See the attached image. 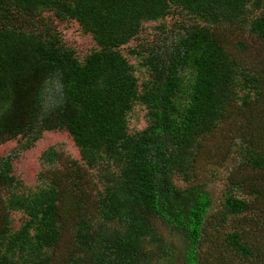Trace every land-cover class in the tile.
<instances>
[{"label": "trees", "instance_id": "1", "mask_svg": "<svg viewBox=\"0 0 264 264\" xmlns=\"http://www.w3.org/2000/svg\"><path fill=\"white\" fill-rule=\"evenodd\" d=\"M44 11L97 47L81 58ZM137 105L147 124L131 132ZM57 129L81 159L27 187L12 160ZM18 137L0 157V264H264V0H0V144ZM12 211L28 216L17 230ZM164 227L185 238L183 263Z\"/></svg>", "mask_w": 264, "mask_h": 264}, {"label": "rangeland", "instance_id": "2", "mask_svg": "<svg viewBox=\"0 0 264 264\" xmlns=\"http://www.w3.org/2000/svg\"><path fill=\"white\" fill-rule=\"evenodd\" d=\"M43 14L46 17H49L54 20L56 28L61 33L64 42L73 48L77 54L83 58L85 55L90 53L92 49L97 47V44L93 37L90 34L84 33L81 29L79 23L75 20H65L61 21L55 18L54 12L44 11ZM180 16V15H179ZM177 14H169L167 17L158 20H148L144 21L142 30L139 33L137 38H134L130 42V46H135L139 41H152L155 36H157L162 29L160 26L165 24V27H170L174 24ZM166 27V28H167ZM249 47L248 49H253V46L257 45L253 43L254 41L247 40ZM252 51V50H251ZM124 53L137 67V73L140 76L145 78L148 74L145 71V68L140 65L141 59L135 55L130 54L127 50ZM145 110L140 105H137L132 113L129 115V125L131 132L140 130L144 128L147 124L144 117ZM21 137L10 139L5 143L0 144V157L11 153L19 144ZM54 147L60 153L59 160L53 163H49L43 160L42 152L50 147ZM61 151V152H60ZM67 154H70L73 158L81 159L79 148L76 146L72 136L66 129H57V130H48L45 131L42 137L35 142V144L25 150H21L17 157H14L12 160L13 169L12 173L19 179H23L27 187L36 188L37 185H40L42 181L40 180L39 173L42 171L48 170L52 167H59L60 162L65 159ZM236 159H229V167L232 168L236 165ZM214 164H208L205 166L204 170L200 174L199 171L196 174L202 175L203 172L213 170ZM96 172V170H92ZM216 171V170H215ZM220 175L215 181L209 182L207 185V190L211 192L213 197V204L215 208L219 206L222 200V190L225 184V176L227 174V167L223 166L219 169ZM214 177V176H213ZM212 177V179H213ZM175 180L179 186L185 187L188 184L192 183L193 180H188L184 175H176ZM22 188V187H21ZM25 189V188H23ZM13 217V229L17 230L28 218V216L23 211H12ZM164 233L169 237L171 244L175 251L174 258L177 262L183 263V251L187 247V242L183 236L179 233H172L168 228L164 227ZM247 259V258H246ZM248 260V259H247ZM236 264H245V260L237 258ZM249 264V263H247Z\"/></svg>", "mask_w": 264, "mask_h": 264}]
</instances>
